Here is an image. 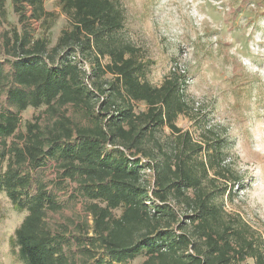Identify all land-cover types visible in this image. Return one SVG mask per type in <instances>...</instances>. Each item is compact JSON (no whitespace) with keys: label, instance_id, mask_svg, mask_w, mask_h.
I'll return each instance as SVG.
<instances>
[{"label":"trees","instance_id":"trees-1","mask_svg":"<svg viewBox=\"0 0 264 264\" xmlns=\"http://www.w3.org/2000/svg\"><path fill=\"white\" fill-rule=\"evenodd\" d=\"M11 2L43 28L55 17L43 0ZM57 3L66 24L54 42L43 28L33 36L24 27L2 41L10 69L0 63V104L5 96L8 105L0 110V191L25 212L10 240L19 260L264 264L261 235L225 209L226 186L232 199L234 182L243 179L225 136L193 113L185 74L171 70L158 85L146 78L147 64L122 36L125 8L118 0ZM28 107H43L47 117L26 120L19 132ZM179 116L192 120L197 133L182 129ZM14 133L17 141H9ZM50 159L61 182L34 179ZM65 179L74 182L72 199L84 216L72 227L52 228L48 213L63 205L47 185L63 189Z\"/></svg>","mask_w":264,"mask_h":264},{"label":"rangeland","instance_id":"rangeland-1","mask_svg":"<svg viewBox=\"0 0 264 264\" xmlns=\"http://www.w3.org/2000/svg\"><path fill=\"white\" fill-rule=\"evenodd\" d=\"M125 8L122 36L138 50L147 64L146 78L155 85L171 70L185 74L186 98L193 103V113L206 127L225 136L230 144L233 166L242 182H234L233 198L223 197L228 212L241 215L264 241V0H118ZM55 17L40 21L22 18L11 0L0 8V63L9 73L10 65L2 45L3 36L26 28L37 36L42 28L55 41L66 24L57 0H43ZM31 8L26 6L24 16ZM87 68V64L84 63ZM139 107H143L139 105ZM8 108L5 96L0 110ZM42 108L28 107L20 113V128L36 115L47 117ZM67 115L84 122L72 107ZM9 110L14 111L9 107ZM182 129L196 132L192 120L179 116ZM16 133V132H15ZM12 134L8 140L17 141ZM197 133V132H196ZM0 169L4 165H0ZM34 179L44 183L61 182L54 160L33 171ZM63 189L53 184L47 188L62 202V209L49 212L52 228L78 221L84 216L81 202L72 199L74 182L65 179ZM36 184L32 185L35 188ZM119 210L116 211L118 213ZM25 212L16 211L5 192L0 191V264H24L10 245L14 229ZM89 224L91 223L89 219ZM116 263L111 264H136ZM242 264H251L246 260Z\"/></svg>","mask_w":264,"mask_h":264}]
</instances>
